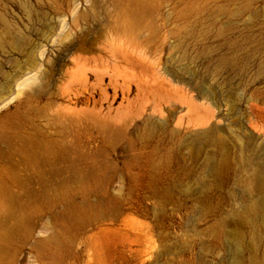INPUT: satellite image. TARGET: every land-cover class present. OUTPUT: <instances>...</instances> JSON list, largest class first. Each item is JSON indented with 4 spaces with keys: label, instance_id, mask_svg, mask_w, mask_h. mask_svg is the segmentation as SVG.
<instances>
[{
    "label": "rangeland",
    "instance_id": "rangeland-1",
    "mask_svg": "<svg viewBox=\"0 0 264 264\" xmlns=\"http://www.w3.org/2000/svg\"><path fill=\"white\" fill-rule=\"evenodd\" d=\"M227 3L0 0V264H135L130 244L151 227L174 253L163 261L197 264L217 205L224 232L253 243L248 183L209 206L181 195L208 150L180 147L214 110L201 92L236 91L247 118L264 107V0ZM237 3L249 8L234 25L220 8Z\"/></svg>",
    "mask_w": 264,
    "mask_h": 264
},
{
    "label": "bare ground",
    "instance_id": "bare-ground-1",
    "mask_svg": "<svg viewBox=\"0 0 264 264\" xmlns=\"http://www.w3.org/2000/svg\"><path fill=\"white\" fill-rule=\"evenodd\" d=\"M234 3L235 0H228L227 4L234 5ZM248 8V6L237 3V8L235 10L233 9V12H229L225 7H221L220 11L228 15L230 21L232 20L231 22L236 25L238 24L239 18L246 13ZM34 80L35 77L29 78L23 83V86L29 84L31 86ZM235 92L224 90L213 95L203 91L199 95L215 111L208 108L205 109V114L200 119V124L205 127V130L200 134L198 133L199 135L196 137L184 135L180 141V147L195 146L196 140L202 139L203 150H208L205 152L204 163H201L203 175L195 178V170H188L187 178H189L191 184H193L191 186L193 187H190L184 193L181 192V195L189 201L199 199L205 206H209L214 201L221 203L231 199V195L227 196L221 192L223 186H228L232 183L237 184L238 182L248 183V185L253 187L257 198L254 199L250 194L246 200L249 203H247L240 214L252 229L251 237L253 243L248 247L246 245L249 244L245 245L244 243V234L233 231H231L233 232L231 234L224 232L223 227L225 225L220 220L224 215H222V208L217 205L214 207V211H211V219L209 218L213 222L210 225V228L213 229L211 231L214 232L213 244L209 247L206 246V243V245L199 247L200 253L198 256H200L197 258V264H216L214 260L213 263H209V260L205 258V253L203 252L207 250V254L210 257H214L217 254V249L221 248V245L226 247L227 251V257L221 259L223 264H264V242L262 240L264 236V140H261L257 136L260 132L264 133V126L259 127L257 125L261 117H264V107L249 103L248 114L251 118H247L244 113H241L238 107V103L234 98L237 95ZM15 98L16 96L4 102L1 108L6 107ZM216 113L217 115H215ZM218 117H220L219 120L222 121L221 123L218 121ZM234 126L235 128L237 127V130ZM237 132L242 133L243 136L246 132L248 133L245 135L246 139L244 142L241 141ZM210 149L213 152L209 151ZM199 155L198 157H201ZM242 163L244 164L243 169L249 173L246 174L250 175L249 178L246 179L244 177L245 179L243 180L237 177L239 174L236 175ZM246 174L244 175L246 176ZM157 187L159 186H156L155 190H157ZM171 192L172 190L167 191L166 196H169ZM156 193L158 192L156 191ZM156 235L157 233L155 234L154 229L151 227L147 233L140 234L130 244H133L130 250L135 264H171L163 260L166 257L174 255L173 251L169 248H159L157 240L155 239ZM160 236L163 235L160 233ZM190 254L197 256L196 253ZM183 264H192V260L189 258Z\"/></svg>",
    "mask_w": 264,
    "mask_h": 264
}]
</instances>
